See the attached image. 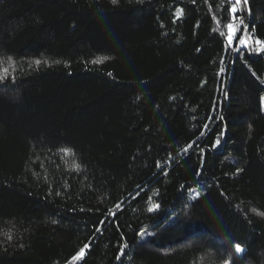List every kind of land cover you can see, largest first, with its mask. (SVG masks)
<instances>
[{
    "label": "trees",
    "instance_id": "1",
    "mask_svg": "<svg viewBox=\"0 0 264 264\" xmlns=\"http://www.w3.org/2000/svg\"><path fill=\"white\" fill-rule=\"evenodd\" d=\"M257 41L264 0H0V264H264Z\"/></svg>",
    "mask_w": 264,
    "mask_h": 264
},
{
    "label": "snow or ice",
    "instance_id": "2",
    "mask_svg": "<svg viewBox=\"0 0 264 264\" xmlns=\"http://www.w3.org/2000/svg\"><path fill=\"white\" fill-rule=\"evenodd\" d=\"M113 2H115V0H113ZM243 2L246 4V3H247V0H243ZM235 3H236V5H238V4L241 3V0H235ZM236 10H237V9H236V6L233 5L232 8H231V12H232V13H235ZM233 19H235V16L233 17ZM241 23H243V21H241ZM227 27H228L229 31H230L231 33L234 34L235 29H234L233 25H232L231 23H229V24L227 25ZM231 38H232V37L230 36L229 39L231 40ZM257 43H264V42L257 41ZM262 50H264V49H262ZM95 62H96V61H94V63H95ZM36 63L39 64V61H37ZM12 66L14 67V64H13ZM3 72H4V73H7V69L5 68V69L3 70ZM4 78H5L4 75H3V74H0V80H2V79H4ZM77 167H79V166L77 165ZM156 207H159V206H158V205H154V206H153V209H150V211H151V210H154V208H156ZM262 214H264V213H262ZM236 251H237V252H242L243 249H241V248L239 247V245H237V246H236ZM80 255H81V256L83 255V250L81 251Z\"/></svg>",
    "mask_w": 264,
    "mask_h": 264
},
{
    "label": "rangeland",
    "instance_id": "3",
    "mask_svg": "<svg viewBox=\"0 0 264 264\" xmlns=\"http://www.w3.org/2000/svg\"><path fill=\"white\" fill-rule=\"evenodd\" d=\"M237 6H239L240 7V10L243 8V6H244V2H243V0H241V3L240 4H238ZM240 26H243L242 25V23H237L235 26H234V29H235V32H234V34L233 33H231V43L233 42V44L232 45H234V43H235V33H236V31L240 28ZM234 35V36H233ZM247 41H248V39H247V33H246V30H245V32L243 33V36L241 37V40H240V42H239V44H238V47L239 46H241V45H245V44H247Z\"/></svg>",
    "mask_w": 264,
    "mask_h": 264
}]
</instances>
